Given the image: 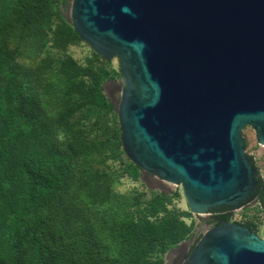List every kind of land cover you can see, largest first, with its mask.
<instances>
[{
    "label": "water",
    "instance_id": "95a60500",
    "mask_svg": "<svg viewBox=\"0 0 264 264\" xmlns=\"http://www.w3.org/2000/svg\"><path fill=\"white\" fill-rule=\"evenodd\" d=\"M69 22L101 59L119 61L122 151L143 174L180 186L193 215L251 196L242 131L264 145V0H73ZM175 255L264 264V227L220 220L183 262Z\"/></svg>",
    "mask_w": 264,
    "mask_h": 264
},
{
    "label": "trees",
    "instance_id": "16d2710c",
    "mask_svg": "<svg viewBox=\"0 0 264 264\" xmlns=\"http://www.w3.org/2000/svg\"><path fill=\"white\" fill-rule=\"evenodd\" d=\"M65 3L0 0V264H165L163 257L190 232L178 218L188 214L168 210L165 192L145 202L112 192L111 176L81 163L85 150L54 134L74 113L77 94L86 92L93 104L113 110L102 89L106 74L66 58L44 78L16 62L11 41L43 48ZM59 18V39L80 40ZM104 146L111 160H121L118 135ZM128 171L140 175L136 165ZM250 198L264 207L259 183Z\"/></svg>",
    "mask_w": 264,
    "mask_h": 264
},
{
    "label": "rangeland",
    "instance_id": "374dc122",
    "mask_svg": "<svg viewBox=\"0 0 264 264\" xmlns=\"http://www.w3.org/2000/svg\"><path fill=\"white\" fill-rule=\"evenodd\" d=\"M72 2L73 0H66L61 7L62 16H56L51 20V27L43 48L33 49L30 47V41L24 39L18 38L11 41V48L16 52V62L22 68L35 71L44 78L52 77L66 58L72 59L81 68L90 69L94 73L106 74L107 78L102 82V89L106 98L113 104V110L96 106L86 92L77 94L71 98L74 113L67 121V125L56 127L54 134L60 143H71L85 150L86 157L80 162L84 161L87 167L94 169L98 174L110 175L108 184L111 185L112 192L119 195L137 196L142 202L149 201L159 193L165 192L166 199L170 201L167 206L168 210H174L176 215L181 212L188 214L178 216V218L190 228V232L185 240L179 242L163 257L167 261V255L178 246L187 241H190L189 244H195L206 231L213 227L211 216L191 214L180 186L168 184L154 175L150 177L148 174H143L141 170L137 178H132L129 175L128 166L133 163L124 153L120 161L110 159V151L105 150L104 144L114 135H118L120 141L121 135L119 120L114 111V101L119 99L120 90L113 84L119 83L121 79L120 65L116 58L109 61L101 59L82 39L72 42L59 39L62 26V20L59 17L64 18L65 22L71 25L69 20ZM252 132L254 131L250 127H246L242 131V136L248 137ZM246 140L248 141V138ZM259 227L258 231L255 230L257 234L263 228Z\"/></svg>",
    "mask_w": 264,
    "mask_h": 264
},
{
    "label": "built area",
    "instance_id": "2783aa9c",
    "mask_svg": "<svg viewBox=\"0 0 264 264\" xmlns=\"http://www.w3.org/2000/svg\"><path fill=\"white\" fill-rule=\"evenodd\" d=\"M248 138V141L246 140ZM244 139V153L256 173L258 183L264 189V145L256 141L254 132ZM207 215L213 217L209 212ZM217 216H229L228 222L238 225H250L255 230H259V226L264 227V207L261 203L253 199L246 204L236 206L230 211H222L216 214ZM263 229V228H262Z\"/></svg>",
    "mask_w": 264,
    "mask_h": 264
},
{
    "label": "flooded vegetation",
    "instance_id": "af4514ba",
    "mask_svg": "<svg viewBox=\"0 0 264 264\" xmlns=\"http://www.w3.org/2000/svg\"><path fill=\"white\" fill-rule=\"evenodd\" d=\"M150 177H152L153 175H151V174H148ZM262 187V186H261ZM253 199H256L257 200V198H248V199H246V200H244V201H241V202H239V204L237 205V206H240V205H243V204H246V203H248L249 201H252ZM235 207H229V206H220V207H218V208H214V209H212L210 212L212 213V215H213V217H211V219H213L212 220V224H213V226H217L218 225V222L221 220V219H218V216L216 215L217 213H219V212H222V211H230V210H232V209H234ZM226 217H228V219H229V216H226ZM226 222H228V221H226ZM244 227H247V226H244ZM261 233V232H260ZM260 233H256L257 235H260ZM190 242V241H189ZM196 244V243H195ZM194 243L193 244H184V245H181V246H179L177 249H175L173 252H171V253H169L168 255H167V258H168V260L165 262L166 264H175V262H174V259H176L175 257H176V252L178 253H180V255H182V262L187 258V256L189 255V253H190V251L192 250V248L194 247V245H195ZM186 257V258H185ZM181 262V263H182Z\"/></svg>",
    "mask_w": 264,
    "mask_h": 264
}]
</instances>
